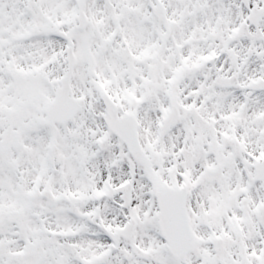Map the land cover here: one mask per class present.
I'll return each instance as SVG.
<instances>
[{"label":"snow or ice","instance_id":"6c2138e0","mask_svg":"<svg viewBox=\"0 0 264 264\" xmlns=\"http://www.w3.org/2000/svg\"><path fill=\"white\" fill-rule=\"evenodd\" d=\"M0 264H264V0H0Z\"/></svg>","mask_w":264,"mask_h":264}]
</instances>
